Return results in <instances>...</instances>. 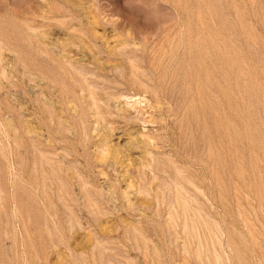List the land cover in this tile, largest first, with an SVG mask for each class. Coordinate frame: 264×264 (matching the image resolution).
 I'll return each mask as SVG.
<instances>
[{"label":"rangeland","instance_id":"obj_1","mask_svg":"<svg viewBox=\"0 0 264 264\" xmlns=\"http://www.w3.org/2000/svg\"><path fill=\"white\" fill-rule=\"evenodd\" d=\"M0 264H264V0H0Z\"/></svg>","mask_w":264,"mask_h":264}]
</instances>
